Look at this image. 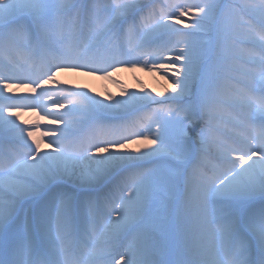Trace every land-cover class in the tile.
Segmentation results:
<instances>
[{"label": "snow or ice", "instance_id": "snow-or-ice-1", "mask_svg": "<svg viewBox=\"0 0 264 264\" xmlns=\"http://www.w3.org/2000/svg\"><path fill=\"white\" fill-rule=\"evenodd\" d=\"M158 7L0 0V264H264V0ZM140 57L171 90L104 100L56 79ZM16 79L33 95H5Z\"/></svg>", "mask_w": 264, "mask_h": 264}, {"label": "rangeland", "instance_id": "rangeland-1", "mask_svg": "<svg viewBox=\"0 0 264 264\" xmlns=\"http://www.w3.org/2000/svg\"><path fill=\"white\" fill-rule=\"evenodd\" d=\"M154 3L158 4V11H168V7L174 3H198L201 0H153ZM165 2L167 4H165ZM234 3H239L240 0H232ZM183 27V25H180ZM175 37L173 36V39ZM26 53V52H25ZM21 53L19 55L14 54L13 65H17L18 62L24 59V56L28 53ZM165 61H156L157 64L164 63ZM21 63V62H20ZM149 63H152L151 61ZM16 68V67H15ZM17 69V68H16ZM39 69H37L38 71ZM21 74V70L17 69ZM82 72L90 76H72L70 78H64L63 81L59 80L57 75L56 79L65 83L68 86L75 87V86H83L86 89L90 90V93L93 95H98V98L107 100L109 96L114 98L116 97H123L126 92L128 91H136V92H143L145 90L151 91L153 94L163 91L164 89L171 90L172 83L170 79L165 77V74L162 72H158L155 69L150 67H145L143 63V57H140L139 61L132 60L130 63L118 64L115 65L113 68H109L107 72H97L92 70H83L77 71ZM36 74V73H35ZM22 75H26V72H23ZM169 75H171L169 73ZM11 84H28L27 80L22 79V81L11 80L9 81ZM61 103H66L65 101H61ZM45 108L50 107L47 105V102L44 104ZM152 107V106H150ZM56 111H61L60 109H56ZM149 109H142L141 112L146 113ZM141 113H134V116L140 115ZM44 115V114H42ZM50 120L54 121L56 117L49 116ZM131 119V118H130ZM42 125V124H41ZM59 125H55L58 127ZM155 127V125H153ZM45 128H41L36 131V134L42 133ZM139 129L132 127L129 131H137ZM95 129L92 125H86L82 131L80 132V136L88 137L89 135L93 134ZM151 138V137H150ZM5 141V139H3ZM8 141V140H7ZM143 143L142 138L140 143H137V137L133 136L130 138L127 149L134 150L137 147L141 146Z\"/></svg>", "mask_w": 264, "mask_h": 264}, {"label": "bare ground", "instance_id": "bare-ground-1", "mask_svg": "<svg viewBox=\"0 0 264 264\" xmlns=\"http://www.w3.org/2000/svg\"><path fill=\"white\" fill-rule=\"evenodd\" d=\"M31 56H33V55H30V57ZM23 68H25V67H23ZM19 75H22V74H19ZM56 75H57L58 79L61 80V81H63L64 78H70L72 76H74V77L80 76V75L90 76V75H87L85 73L77 72V71H73V70H61V71L57 72ZM19 80L22 81V79H18V81ZM26 85L27 84H16V85L15 84H12L13 88L15 89V92L5 91V95H33L32 93L29 92V89L26 87ZM5 114L7 115L8 113H5ZM42 114H44V113L41 112L39 109H37L36 111H33L32 109H28V110H23L22 109L19 112V121L18 122H23V121H28V122L38 121L42 125H49V124H51L52 120H50V118H48L49 116L46 117V118H43L44 115H42ZM54 129H55V126H53L52 128H45L44 131H42L43 133H45V137L42 138V144H41V147L42 148H45V149L47 148V145H48V143L50 141H48L46 139V136H47V134L50 131H53ZM40 134L41 133H38L36 135L39 137ZM3 141H4L3 139L0 140V149L7 150L8 149V146L12 143V141H10L7 138H5V142H3Z\"/></svg>", "mask_w": 264, "mask_h": 264}]
</instances>
